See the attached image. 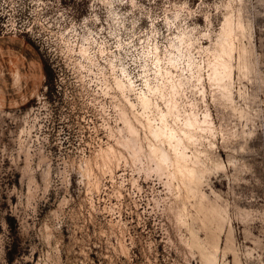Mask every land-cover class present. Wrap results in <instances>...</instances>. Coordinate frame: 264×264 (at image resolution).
<instances>
[{
    "label": "rangeland",
    "instance_id": "obj_1",
    "mask_svg": "<svg viewBox=\"0 0 264 264\" xmlns=\"http://www.w3.org/2000/svg\"><path fill=\"white\" fill-rule=\"evenodd\" d=\"M25 261L264 264V0H0V264Z\"/></svg>",
    "mask_w": 264,
    "mask_h": 264
},
{
    "label": "bare ground",
    "instance_id": "obj_2",
    "mask_svg": "<svg viewBox=\"0 0 264 264\" xmlns=\"http://www.w3.org/2000/svg\"><path fill=\"white\" fill-rule=\"evenodd\" d=\"M215 63H216L215 65H219L222 68L225 67L224 61L223 62H215ZM216 83L218 85H220L221 84V79L217 78L216 79ZM139 99H140V103L142 104V106L144 108H146V107H148L150 105V101L151 100H150V97H148L147 95H141L139 97ZM161 120H162V123H163V126H164L165 121L163 120V118ZM189 120L186 121V122H182V124H181L184 127V129H185L184 132H183V133H185V135L194 126L195 121H196V120L194 121V119H193V121H189ZM164 129H165V127L155 129L154 133H155V135L158 138H166V141L168 142L169 146L171 147L173 153L175 154L174 167H175L176 171H179L181 174H183V173L186 174V172L191 173L192 171L190 170V168L188 166H186L188 157L186 158V155L183 153V150L186 148V146L183 144V142L181 141L179 136L178 137L176 136L177 134H175V130H173V128L167 129V132H164ZM191 137L192 136H190V134H189L188 138H191Z\"/></svg>",
    "mask_w": 264,
    "mask_h": 264
},
{
    "label": "trees",
    "instance_id": "obj_3",
    "mask_svg": "<svg viewBox=\"0 0 264 264\" xmlns=\"http://www.w3.org/2000/svg\"><path fill=\"white\" fill-rule=\"evenodd\" d=\"M5 220H6L7 224L9 225L10 230H11L12 232H14V231L16 230V224L14 223L13 217L7 215V216L5 217ZM17 251H18V249H17V244L14 243V242H12V243L8 246V248H7V250H6V260H7L8 263H11V262H12V260H13V258H14V255H15V253H16ZM22 264H30V263H29L28 261H25V262H23Z\"/></svg>",
    "mask_w": 264,
    "mask_h": 264
}]
</instances>
